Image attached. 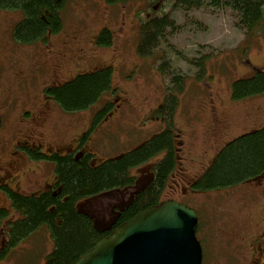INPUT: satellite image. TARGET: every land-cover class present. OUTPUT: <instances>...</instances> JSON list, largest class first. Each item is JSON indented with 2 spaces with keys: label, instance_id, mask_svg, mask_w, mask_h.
Here are the masks:
<instances>
[{
  "label": "rangeland",
  "instance_id": "374dc122",
  "mask_svg": "<svg viewBox=\"0 0 264 264\" xmlns=\"http://www.w3.org/2000/svg\"><path fill=\"white\" fill-rule=\"evenodd\" d=\"M173 3L150 7L147 0H73L63 13L64 30L44 45L16 43L14 31L21 15L0 10V209L9 207L1 186L31 196L54 190V165L32 159L27 149L91 153L92 164H98L122 157L170 129L176 164L163 198L189 203L201 212L203 264H264V174L229 189L192 188L230 142L264 128V94L235 102L231 92L238 80L264 73V34L248 42L231 9L185 12L172 10ZM164 13L180 27L166 39L173 48L164 42L154 51L164 60L142 58L140 25ZM103 28L112 33L108 47L97 45ZM200 59L205 60L202 74ZM162 66L163 77L158 71ZM110 67L116 92L104 99L112 100L114 108L92 131L102 104L66 114L45 93L78 75ZM175 75L184 79L186 88L177 107H171L175 109L169 126L164 99L173 90ZM150 170L147 165L135 171L139 187L148 183ZM135 188L109 191L79 205L104 226L113 220L116 205L120 209L130 201ZM8 213H0V248L9 236L8 218L13 213ZM37 236V242L20 245L0 264L43 263L39 250L46 248V240Z\"/></svg>",
  "mask_w": 264,
  "mask_h": 264
},
{
  "label": "trees",
  "instance_id": "16d2710c",
  "mask_svg": "<svg viewBox=\"0 0 264 264\" xmlns=\"http://www.w3.org/2000/svg\"><path fill=\"white\" fill-rule=\"evenodd\" d=\"M73 0H0V10L17 12L21 15L15 27L14 38L22 45L46 44L49 37L64 29L63 13ZM110 4H124L134 0H107ZM152 5L174 1L172 10L185 12L210 8L213 10L231 9L238 18V27L245 31L247 41L264 34V0H147ZM146 12V11H145ZM148 22L140 25L141 37L138 53L142 58L157 56L154 51L164 42L168 48L171 33L180 27L168 14L150 16ZM97 44L108 47L112 43V33L103 28L97 35ZM164 56V55H163ZM208 58V57H207ZM200 74L205 60L200 59ZM164 76V66L158 70ZM75 78V77H74ZM185 81L175 75L173 90L166 92L164 99L169 111L165 113L171 125V116L183 94ZM168 90V89H167ZM113 69L104 68L93 73L78 75L60 87H48L45 93L66 114L85 111L96 104H102L94 116L92 131L114 108L112 100H106V94L114 95ZM232 99L235 102L264 94V73L255 77H246L234 83ZM177 94L178 98H173ZM169 100L172 101L171 105ZM170 106V107H169ZM171 108V109H169ZM3 119L0 116V129ZM89 134V133H88ZM34 160L51 162L56 177L54 190H46L39 195H22L5 188L9 209L2 208L0 213L10 220L9 236L0 248V262L20 245L31 240L37 242V235L46 240V248L39 250L41 264H75L97 243L111 234L112 229L134 218L143 210L159 205L176 164L175 143L172 131L167 129L138 148L116 159H108L92 164L94 155L86 153L78 156L75 150L67 155L52 152L44 154L40 149H27ZM151 168V177L134 196L131 203L121 210L118 219L110 230H101L88 213L81 211L78 204L97 195L134 187L140 175L135 171L147 166ZM264 174V128L245 133L230 142L218 154L205 174L193 185L195 191L209 192L229 189ZM59 189V190H57ZM202 217L199 220L198 233L202 229ZM45 228V231H43ZM41 233V234H39ZM201 241V240H200ZM202 246L204 247L202 241ZM52 245V246H51ZM45 246L44 244L42 245ZM52 247V248H51ZM206 256V250H204Z\"/></svg>",
  "mask_w": 264,
  "mask_h": 264
},
{
  "label": "water",
  "instance_id": "95a60500",
  "mask_svg": "<svg viewBox=\"0 0 264 264\" xmlns=\"http://www.w3.org/2000/svg\"><path fill=\"white\" fill-rule=\"evenodd\" d=\"M197 228L196 210L169 199L116 227L75 264H202Z\"/></svg>",
  "mask_w": 264,
  "mask_h": 264
},
{
  "label": "flooded vegetation",
  "instance_id": "af4514ba",
  "mask_svg": "<svg viewBox=\"0 0 264 264\" xmlns=\"http://www.w3.org/2000/svg\"><path fill=\"white\" fill-rule=\"evenodd\" d=\"M93 163V162H92ZM139 180H140V178H139ZM139 180H138V182H137V184L135 185L136 186V188L134 189V190H136L135 192H134V194L132 193V194H130V197H129V199H130V201L124 206V207H122V208H120L119 209V205H116L115 207H117V209L115 210V213H114V216H113V220L109 223V224H107V225H104V226H102L101 224H99V223H97V221H96V219H95V217H93L94 218V222H95V224H96V226L98 227V228H100L101 230H110L111 228H114L113 226L115 225V223H116V221H117V219H118V214H119V212L121 211V210H123L124 208H126L130 203H131V201L133 200V198H134V196H135V194L140 190V189H142L143 188V186L142 187H139L138 185H140L139 184ZM55 184H56V181H55ZM147 184V183H146ZM145 184V185H146ZM134 186V187H135ZM4 187H7V185H4ZM54 187H55V185H54ZM128 188H131V187H127V188H124V189H121V190H115L116 192H121V191H124V190H127ZM57 190H59V189H57ZM111 192H113V191H111ZM115 193V192H114ZM104 194H109V192H106V193H104ZM101 195V194H100ZM100 195H97V196H100ZM103 195V194H102ZM128 199V200H129ZM127 200V201H128ZM126 201V202H127ZM125 202V203H126ZM113 230V229H112ZM199 234V233H198Z\"/></svg>",
  "mask_w": 264,
  "mask_h": 264
}]
</instances>
